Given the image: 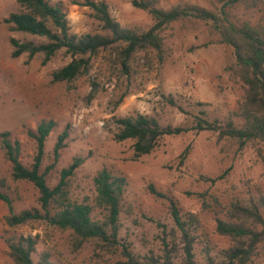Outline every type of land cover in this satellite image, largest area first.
<instances>
[{"label": "rangeland", "instance_id": "rangeland-1", "mask_svg": "<svg viewBox=\"0 0 264 264\" xmlns=\"http://www.w3.org/2000/svg\"><path fill=\"white\" fill-rule=\"evenodd\" d=\"M48 1L62 5L71 33H104L89 8L75 5L72 0ZM94 1H104L122 27L138 33L154 23L147 11L132 5V0ZM154 1L156 7L165 10L186 4L210 7V0ZM19 11L17 0H0V134L9 132L10 139L19 143L21 163L30 166L36 154V143L27 130L35 129L41 120L51 119L57 127L45 140L42 168L53 164L54 145L66 128L68 138L46 176L49 186L57 183L60 171L74 157L85 161L69 180L71 201L93 204V177L103 168L124 177L128 185L123 207L130 206L132 212L124 210L120 215L119 239L120 243H130L131 251L143 257L161 255L163 242L171 241V229L175 228L168 202L149 193L147 187L153 185L175 201L184 219L188 214L195 215L190 225L195 259L203 263L209 255L220 260L232 242L217 234L216 218H225V208L232 202L264 195V168L254 148L238 150L236 144L219 139L213 132L193 130L165 137L150 154L133 160L132 142H116L113 133L117 119L137 114L172 127H190L201 113L209 121L228 120L242 94L240 82L227 70L232 62L231 48L219 43L217 35L203 22L179 21L162 32L160 55L154 51L136 52L126 71L121 66L119 49L100 50L92 56L86 75L70 83H53L51 73L69 62L63 51L44 66L41 54L31 60L26 53L11 57L10 38L21 43L45 41L6 30L3 19ZM219 176L222 178L217 179ZM0 191L12 200L15 214L38 207V190L30 182L12 178L11 164L1 145ZM9 214L7 204L0 201V264H13L6 239L19 235H38L35 264L43 254L55 264H111L123 259L120 248L106 251L93 242L75 250L69 231L42 222L9 227L5 223ZM93 216L101 218L97 209ZM175 242L176 261H180L183 243L178 238ZM252 264H264V246Z\"/></svg>", "mask_w": 264, "mask_h": 264}, {"label": "trees", "instance_id": "trees-1", "mask_svg": "<svg viewBox=\"0 0 264 264\" xmlns=\"http://www.w3.org/2000/svg\"><path fill=\"white\" fill-rule=\"evenodd\" d=\"M75 5L87 7L93 18L99 22L103 34L76 35L70 32L66 13L61 4H51L48 0H17L19 12L11 13L3 19L8 32H21L39 38L44 42H19L9 39L11 57L26 53L28 60L41 54V65H46L57 53L69 57V62L51 73V82L75 81L88 73L92 56L100 50L119 49L121 66L128 70L131 57L139 51L162 52V32L169 25L179 21H199L206 24L217 35L218 42L232 50V62L227 68L230 75L242 86V94L236 102V109L228 120L209 121L204 113L194 118V125L161 126L158 121L142 114L116 120V142L131 141L133 160L150 154L165 137L179 136L189 131H210L219 139L237 145L238 150L253 147L264 168V0H210V7L197 5H176L170 9L155 6L154 0H132V5L147 11L154 23L146 31L138 33L122 27L112 16L104 1L72 0ZM241 12L242 15H238ZM236 120L238 123H235ZM55 121L41 120L35 129H28L27 135L36 143V154L30 166L19 160L20 145L10 139L9 132L0 134V145L11 164L12 178L30 182L38 190V207L12 211V200L0 191V201L7 204L9 216L5 223L9 227L42 222L50 227L70 232L71 245L75 250L88 242L98 248L115 252L121 250L122 260L111 264H252L264 246V195L250 197L244 202L235 201L225 208V218H216L217 234L229 238L232 245L216 260L209 255L199 263L192 251L194 236L191 224L194 214L184 217L175 201L157 191L153 185L147 187L155 198L164 199L169 204V212L174 222L172 239L163 242L162 254L138 256L130 243H120V215L125 210L131 214V207H123V196L128 181L106 168L93 177L95 197L93 204L74 202L69 197V180L84 163L85 158L74 157L71 163L59 173L54 186L47 184L46 176L57 162L68 138L67 128L57 137L53 148V164L42 168L44 144L48 135L55 130ZM187 152L185 151L184 154ZM222 176L217 177L221 179ZM216 179L211 180L214 182ZM216 204H219L216 202ZM97 209L101 218H95ZM176 233L180 236L177 237ZM177 238L183 243V256L178 258ZM8 255L13 264H35L33 255L37 252L38 235L11 236L6 239ZM37 264H55L49 255L43 254Z\"/></svg>", "mask_w": 264, "mask_h": 264}]
</instances>
